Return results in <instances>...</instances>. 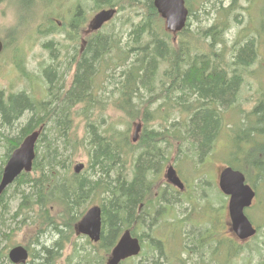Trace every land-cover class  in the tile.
<instances>
[{
    "label": "trees",
    "instance_id": "16d2710c",
    "mask_svg": "<svg viewBox=\"0 0 264 264\" xmlns=\"http://www.w3.org/2000/svg\"><path fill=\"white\" fill-rule=\"evenodd\" d=\"M51 1L7 2L14 8L20 3L39 4L41 8L46 3L52 7ZM91 1L96 8L119 5L118 0ZM125 3L128 6L140 5L143 9L141 19L131 23L125 38L114 31L97 32L88 37L83 52L78 58L71 59L75 70L69 85L63 76L62 80H54L57 77L54 63L57 61L52 54L50 62L41 69L45 97L38 99L25 91L6 93L0 89V124L6 126L5 129L28 113L27 121L17 129L16 136L5 137L9 145L7 157L24 136L41 127L32 167L34 175L21 173L13 182L18 188L16 193L23 196L15 215L23 214V222L28 220L37 226L31 242L40 246L31 248L25 245L32 257L25 264H54L68 244L73 245L72 255L77 258L73 264H103L114 242L126 229L140 240L142 251L121 264H185L189 258L199 259L203 264H222L238 254L239 243L225 238L221 231L217 235L218 229L231 234L226 218L223 220V205V208L215 210L203 208L202 211L210 210L211 216L195 222L201 226L192 228L197 232V241L194 239L192 243L196 246L175 242L174 252L166 250L165 241L188 238V232L173 221L169 223L171 229L167 232L159 230L157 222H161L163 217L156 218L151 213L170 208L172 204L164 202H170L171 197L178 201L183 199L184 194L170 188L167 183H160L170 153L176 151L185 157L211 150L215 139L221 133L229 132L224 123L227 109L235 105L242 112L241 105L247 101L244 98L245 75L257 61L259 43L263 38L258 34L260 28L257 34L249 32L248 36H243L244 39L237 36L228 46L225 31L229 30V23L239 26L243 21L242 14L236 12L239 0H230L227 6L221 3L211 9L214 12L207 19L210 24L191 29L188 21L178 33V40L172 42L152 0H142L137 4L135 0H125ZM125 3L117 9L123 10ZM186 3L189 15L197 19L201 6L195 4L193 11L192 0H186ZM75 6L71 5L73 10ZM79 8L81 6L77 5L70 17L73 25L77 24ZM32 9L27 22L36 19L47 23L46 31L55 30L52 12L39 17L38 12ZM211 11L204 6V14H211ZM32 13L34 17L30 15ZM261 25L264 29V11ZM6 30L3 35L0 32V38L5 41L9 37L15 41L19 31L10 36L13 25ZM241 30L246 34L248 28L243 26ZM77 39L76 35L72 38L73 41ZM50 42L44 46L51 47ZM260 85L264 83L260 82ZM110 86H114L117 92L110 91ZM263 90L256 88L255 96L264 95ZM103 95L106 97L101 98ZM75 105L78 109L73 117L70 111ZM109 110L113 112H107ZM76 117L83 122L81 130L73 124ZM254 118L258 119V127L250 125ZM136 120L142 122V130L137 142L132 143L129 132ZM241 121L245 128L242 132L246 135L237 139L236 135L233 137L235 149H241L238 145L241 139L250 147L242 151L245 157L240 158V164L236 161L229 164L243 171L246 180L256 188V179L260 186L264 181L258 178L264 177V158L260 154L264 149V101L253 104L245 114V122ZM184 143L189 144V152L182 149L181 144ZM210 150L200 156L207 155ZM79 155L86 157L87 168L76 174L70 166ZM197 186L196 183V191ZM7 201L4 190L0 195L3 209ZM93 202L101 207L100 240L90 242L86 239L82 244L71 241L76 222ZM190 205L193 209L192 198ZM217 211H222V216ZM146 213L151 216L147 217ZM196 213L191 216L187 212L185 218L191 221ZM206 222L210 226L204 227ZM163 223L166 225V220ZM46 229L57 235L48 245L39 241V236ZM260 232L258 228L252 239H256ZM222 247H225L226 254L221 251ZM253 250L258 257L253 254V259L244 264H264V238L255 244ZM1 256L6 255L3 253ZM161 256L166 262H160ZM67 262L71 264L70 260ZM1 263L9 264V261L0 260Z\"/></svg>",
    "mask_w": 264,
    "mask_h": 264
},
{
    "label": "rangeland",
    "instance_id": "374dc122",
    "mask_svg": "<svg viewBox=\"0 0 264 264\" xmlns=\"http://www.w3.org/2000/svg\"><path fill=\"white\" fill-rule=\"evenodd\" d=\"M7 1L8 0H0V32L2 35L5 34L7 32L6 29H10L12 25L13 31L10 32L9 35L14 36L18 31L19 32L16 35L15 41L14 39L10 40L9 37L5 39L6 49L0 54V89H3L6 93L10 91H25L26 93L37 96L38 98H42L44 96V84L41 80V69L43 66L50 62L52 54L55 56L57 61V63H54V66L57 68V77L54 78V80H62L61 77L63 76L66 80V84L69 85L71 83L72 74L74 72V64H70L69 62L72 58H78V56L80 55V48L78 47L79 42L76 46L71 45L72 43L67 40L69 37V33L66 32V29L64 27L59 29V31L55 30L53 32H48L46 31L48 28L46 22H39L36 19H31L27 22L29 18V10L33 8L32 11L35 10L36 12H38L39 17H43L44 13L52 12L53 22H55V20H59L61 23H67L69 22L70 17L74 12L71 5L75 6V4H79L81 8H79L80 13L77 11L78 19L81 21V16H83L85 24L87 22V19L95 12V10H97L93 6V1L52 0L50 2V4L53 5L52 7L47 6V3L45 2L46 5L42 6L41 4V8H39V4L33 6L30 3H20L14 8V6L9 4ZM140 1L142 0H135L136 4ZM229 2L230 0H192L191 9H193V11L196 5L199 4L201 6V12L197 15V19L201 20V22H196L197 19H195L196 17L194 15L189 16L190 28L194 29L197 25L205 26L210 24V21H208L207 19L210 18L212 12H214L211 11V9L215 5L219 6V4L221 3L223 4V6H227L229 5ZM118 3L119 5H123L125 3V0H118ZM119 5L117 4V7ZM128 5V3H125L123 10L118 12L115 18L103 28V31H106L108 33L114 31L119 33L118 35L121 38L127 37L129 29H131V23L138 22L143 14V9L140 5L137 6L135 5V3L133 6ZM205 5L206 10L211 11V14L206 15L203 13ZM239 5L242 7H239ZM263 8L264 0H239L236 12H240L242 14L243 21L239 26H236L233 23H229L230 28L228 31H225L226 39L228 40V46H230V43L232 40H234V38H238L237 36H240V39H244L245 37L243 36H248L249 32L257 34L259 28L260 31L258 32V34H261L263 37L261 38V42L259 43V54L257 56V61L252 64V67L249 68L245 75L246 79L244 82V98L246 97L247 101L243 102L241 105L240 109H242V112L238 111L235 105L230 106L227 109L226 115L224 116V123H226V128L229 132L221 133L220 138H217V141L215 142V148H213V150L215 149V152L213 155V150L208 153V156L205 159V166L201 164L203 156L201 157L200 154L205 153L210 149H208L207 151H203L200 154L197 153L193 156H189L191 162L187 158L183 157L182 154H176V151H172L170 153L169 162L172 163L177 169L180 177L182 178V181L186 186L188 185V188L183 193V199H180L178 201L173 194L176 199H172L171 197L170 202H164V204H172L176 207L174 206V208L172 209V205H170V208H161L158 213H151V215L156 218L161 217L160 212H163L165 214L162 218V221L157 222V228L163 232H167V230L171 229L169 223L173 221L180 227L185 228V231L188 232V234H192V231L195 232V230L192 229L194 226L197 228H201V226L200 224H191L192 220L190 221V219L188 222V218H185V215H188V212L192 216L193 213L197 212L194 215L195 217L193 221L196 223H198L199 221H204L211 216V212L208 209L202 211L203 208L212 207L215 210L219 207L223 208L221 206L223 205V220H225V218L227 220L225 214L227 197H224L223 194L218 190L216 177L219 171L228 164L227 162L233 163L236 161L238 164H240V158L245 157L242 151L249 148L250 145L247 142H242V139H239L240 142L238 143V145L241 149L239 150L236 148V151L234 152L236 142H234L233 137L235 135L237 136L236 139L239 136L245 137L246 134L242 132V129L244 130L245 128L241 120L245 122V114H247L252 109L253 104H258L260 100L264 101V95L255 96L256 88H261L262 90L264 88V85H260V82L264 83V29L261 25L264 11ZM30 15L34 17L35 14L32 13ZM243 26H247L248 28L246 34L242 33L241 29L243 28ZM168 37L170 40L172 39L170 35ZM49 41H51V47H44L45 42ZM23 54L24 56H22ZM20 57L23 59L22 61L18 60ZM18 63L20 64L19 66L17 65ZM164 66H161L162 69ZM28 75H30V77H28ZM110 91H116L115 87L110 86ZM105 95L101 96V98H103ZM241 97H243V95H241ZM77 109L78 106L75 105L71 109L70 115L75 117ZM107 112L113 111L109 110ZM27 115L28 113L23 114V116L16 123L8 127L7 129H5L6 126L0 124V169L3 168L5 163L2 161L3 158L5 160L7 159L6 148L9 147L8 143H6L5 137L8 136L9 138H12L16 136L17 129L20 127V125H23L25 121H27ZM118 115L120 114H117V116ZM227 116H229V118ZM73 124L78 126V130H81L83 126V122L79 117L74 118ZM129 135L132 136V126L130 127ZM181 147L185 152H189L188 143H184L183 145L181 144ZM253 149L254 147L252 146V150ZM231 153H235L236 155H232L230 157ZM64 154H66V152ZM260 154H262V158H264V149ZM76 162L85 163L86 157L84 155L76 156L75 159L72 160V164L70 166L71 171L73 165ZM166 166L167 165H165V167ZM29 173L31 175H34L32 171H30ZM258 178L261 181L264 180V177L259 176ZM256 182V197L253 201L252 207H247L244 212L249 220L254 224V226H256L257 230L259 228L261 232L257 235L256 239H249L247 241L239 243L238 241H236V238L232 236V234H227L223 231V229H218V236L221 231L225 238L230 239L231 241H233V243L237 242L240 245V247L238 248V254L230 257V259L222 262V264H244L246 262H250L253 259V254L258 257V254L253 250V247L260 239L264 238V235L262 233L264 232V229H262L264 228V181L261 186V183L258 181V179H256ZM196 183L198 184L197 191L195 190ZM249 184L251 185V183ZM17 190L18 188L15 183L11 184L6 190V197H8L6 207L3 209V206L0 204V256L3 253H5L6 255V251L11 246L17 244L30 245V247L32 246L35 248L40 247L33 245L31 242L33 234H35L37 231V226L30 224L28 220H25L23 222V214L18 216L15 215L16 209L18 208L20 202H22L23 200V196L21 195V193H16ZM191 198L193 199L194 204L193 209H191L190 205ZM92 204H96V202H93ZM35 209H37V207H35ZM217 212L222 216V211ZM164 220H166L167 222L166 225H164L163 223ZM218 222L219 218H217V223ZM203 226L208 227L210 226V223L206 222ZM49 229L52 230V226H50ZM49 231L50 230L46 229V231H44L42 235L39 236V241L42 244L44 242V244H50L51 240H53L57 236L51 234ZM196 233L197 232L194 233V237L197 241ZM5 234H8V236H5ZM185 238L186 237L176 238V240L172 242L169 239L166 240V250L168 251L169 249L171 252H174L176 250L175 242H180L181 244L185 245L188 242ZM86 239L87 238L85 236L76 235L75 233H73L71 237V241L77 242L79 244L85 243ZM189 244V246H191V243ZM193 245L196 246V244ZM221 251L226 254L225 247H222ZM72 254L73 245H66L61 252V256L55 261L54 264H68L67 260H70L71 264L75 263L77 261V258ZM4 259L9 261L7 255L5 257H0V260L5 262ZM29 259H32V257L30 256ZM160 262H166L165 258L161 256ZM197 262L203 264V262H201L199 259L194 260V258H189L184 261L185 264H196ZM103 264L105 263L103 262Z\"/></svg>",
    "mask_w": 264,
    "mask_h": 264
},
{
    "label": "water",
    "instance_id": "95a60500",
    "mask_svg": "<svg viewBox=\"0 0 264 264\" xmlns=\"http://www.w3.org/2000/svg\"><path fill=\"white\" fill-rule=\"evenodd\" d=\"M153 6L164 20L166 30L173 33L180 31L186 21L188 10L184 0H153ZM114 9H102L97 12L90 21L91 30H97L103 23L110 20L114 15ZM2 43L0 41V51ZM141 128L140 123H135L134 133L131 140L135 142ZM39 132L34 131L28 134L11 153L0 179L1 192L19 175L22 170L29 171L34 159V145ZM83 168L82 163L74 166V171L79 173ZM166 180L179 189H183V183L176 174L173 166L169 165L165 170ZM220 191L228 196V213L231 226L240 239H245L255 233L248 218L244 214V208L250 206L255 195L253 188L245 182L244 174L237 169L225 167L221 170L218 179ZM76 233L87 236L91 241H98L101 237V209L97 205L89 207L76 224ZM140 251V244L137 238L132 237L129 230H125L118 238L111 249L110 257L106 264H119L120 261L129 256L137 255ZM28 256L27 250L20 246H14L8 252L11 263L24 262Z\"/></svg>",
    "mask_w": 264,
    "mask_h": 264
},
{
    "label": "flooded vegetation",
    "instance_id": "af4514ba",
    "mask_svg": "<svg viewBox=\"0 0 264 264\" xmlns=\"http://www.w3.org/2000/svg\"><path fill=\"white\" fill-rule=\"evenodd\" d=\"M74 1H76V0H74ZM77 5H79V4H77ZM76 5V6H77ZM75 11V10H74ZM78 12L80 13V9L78 10ZM74 22V21H73ZM80 22V23H79ZM84 17L83 16H81V21L77 18V21H76V25H73V23L71 22L70 23V21L67 23V30H66V32H68L69 33V35L70 36H73L74 37V35H76V36H78V37H80V40H81V42H83V43H85L86 42V40H87V38L88 37H90L91 35H93L94 33H90V34H87L86 32H85V24H84ZM63 23V24H62ZM60 22L59 20H58V22H56V27L57 28H62V27H66V23L65 22ZM79 23V24H78ZM89 32V31H88ZM175 41H177V37L175 38ZM79 47V46H78ZM80 48V50H79V52H80V54L83 52V47H79ZM260 103H262L263 101L262 100H260L259 101ZM258 102V103H259ZM257 105V104H256ZM252 122H254V123H250L252 126L254 125V127H257V125H256V123H258V119L256 120V119H253V121ZM249 144V143H248ZM235 151H236V149H235ZM234 151V152H235ZM233 155H236L235 153H232ZM175 188V187H174ZM184 191L185 190H180V191H177V192H179V193H181V194H183L184 193ZM176 197H178L179 198V196H176ZM165 214L163 213V212H160V216L161 217H163ZM146 216H151L149 213H146ZM156 216H157V214H156ZM189 222V221H188ZM184 224H187V223H184ZM191 224H193V222H191ZM227 229H228V231L229 232H231V233H233V231L231 230V228H230V222H229V217H228V220H227ZM193 234H187L186 236L188 237V238H185L189 243H191V246L192 247H194V245L192 244V243H194V239H195V237H194V232H192ZM110 257V254H108L107 255V257L106 258H109ZM128 259V258H127ZM204 263V262H203Z\"/></svg>",
    "mask_w": 264,
    "mask_h": 264
},
{
    "label": "bare ground",
    "instance_id": "6f19581e",
    "mask_svg": "<svg viewBox=\"0 0 264 264\" xmlns=\"http://www.w3.org/2000/svg\"><path fill=\"white\" fill-rule=\"evenodd\" d=\"M15 148H16V147H15ZM15 148H14V149H15ZM6 160H7V159H6ZM2 192H3V191H2ZM2 192H1V193H2ZM0 195H1V194H0ZM109 254H110V252H109ZM131 257H132V256H129V257H127V258H131ZM7 258H8V257H7ZM127 258H126V259H127ZM8 260H9V259H8ZM9 261H10V260H9Z\"/></svg>",
    "mask_w": 264,
    "mask_h": 264
}]
</instances>
